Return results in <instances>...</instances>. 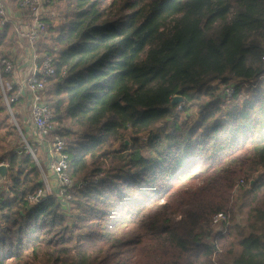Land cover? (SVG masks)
Here are the masks:
<instances>
[{
	"label": "trees",
	"instance_id": "16d2710c",
	"mask_svg": "<svg viewBox=\"0 0 264 264\" xmlns=\"http://www.w3.org/2000/svg\"><path fill=\"white\" fill-rule=\"evenodd\" d=\"M56 2L36 49L55 60L47 103L85 185L67 207L31 206L45 158L4 149L0 264H264V0ZM17 42L0 27V131L19 138L23 105L10 111L2 88ZM117 210L122 232L109 229ZM222 211L225 235L212 227Z\"/></svg>",
	"mask_w": 264,
	"mask_h": 264
},
{
	"label": "built area",
	"instance_id": "2783aa9c",
	"mask_svg": "<svg viewBox=\"0 0 264 264\" xmlns=\"http://www.w3.org/2000/svg\"><path fill=\"white\" fill-rule=\"evenodd\" d=\"M19 3L18 11H14L8 5V0H0V27L7 24L12 25L17 43L22 50L18 62L21 65L29 62V71L27 74L18 73L15 63L9 57V52L3 61L4 72L11 76L13 83L2 86L3 94L10 111L11 103L17 102L24 94H27L26 112L30 115L32 122L34 144L24 137L25 148L35 157L37 149L35 147L38 146L46 152L49 159L48 170L40 167L45 188L29 197L30 205L39 204L47 195H56L67 207L73 195V188H83L85 183L78 182L76 184L69 175V155L66 152V141L57 134V128L53 122V112L47 103L48 84L51 78L56 75L55 60L53 57H47L40 62L36 49V44L48 33L47 17L51 15L55 3L54 0H20ZM9 90H15L11 98H8L6 94ZM234 94L235 85L223 87L224 98H232ZM46 171L52 172L55 176L56 193L52 192ZM240 187H245L244 181L239 183L235 193ZM4 190V185L0 183V199ZM230 224L231 216L228 212H219L212 218V227L217 234L225 235ZM213 260L217 264L216 256Z\"/></svg>",
	"mask_w": 264,
	"mask_h": 264
},
{
	"label": "crops",
	"instance_id": "0c3cea01",
	"mask_svg": "<svg viewBox=\"0 0 264 264\" xmlns=\"http://www.w3.org/2000/svg\"><path fill=\"white\" fill-rule=\"evenodd\" d=\"M11 0H8V5L11 7V9H13L14 11H18L19 9V0H13V3L14 4H17V8H13L11 6ZM16 37V36H15ZM10 52V53H9ZM5 56H8V53L10 54V58L11 60H13V62L15 63L17 69H18V73H24V74H27L28 71H29V62L28 64H24V65H21L19 64L18 60H19V57L22 55V50L20 49V46L19 44L17 43L10 51H6L4 52ZM8 57V58H9ZM11 77V76H10ZM13 83V80L11 78V81L7 84H12ZM22 103V108L21 110L18 112V114L22 117V126L19 127L20 131L22 132V135L25 136L29 142H31L32 144H34V130H33V126H32V122H31V119H30V115L27 114L26 112V109H27V106H28V102H27V94H24V96H22L20 99H19ZM16 119H14L15 121ZM16 122V121H15ZM18 125V124H17ZM35 147V146H34ZM37 148V149H36ZM36 151L44 156L45 158V166H44V169L45 170H48L47 168V163H48V156L46 154L45 151H43L40 147L36 146L35 147ZM35 159L36 161L38 162L39 164V161L37 159V156H35ZM40 166V164H39ZM41 167V166H40ZM47 172V176H48V179H49V182H50V185L52 187V192L56 193L57 192V185H56V182H55V176L53 175L52 172L50 171H46ZM5 187V186H4ZM4 192V191H3Z\"/></svg>",
	"mask_w": 264,
	"mask_h": 264
},
{
	"label": "rangeland",
	"instance_id": "374dc122",
	"mask_svg": "<svg viewBox=\"0 0 264 264\" xmlns=\"http://www.w3.org/2000/svg\"><path fill=\"white\" fill-rule=\"evenodd\" d=\"M56 1L57 0H54L55 4H54V7H53V11H52V13L50 15V16L55 17V18L59 15V12H58V10H59L58 9L59 8L58 5L59 4ZM48 18H51V17L48 16ZM55 18H53V19H55ZM52 22L54 23L55 20H52ZM48 24H49V20H48ZM244 96H245V92H241V94H239V96H238V99H242ZM53 118H54V114H53ZM15 121L13 120V116H12V118L10 120L11 124L14 125L15 127H19L17 125V122H15ZM62 126H63L62 128H64V125H62ZM17 130H18V133H19V138L11 137V136H7L6 137V135H5L6 131H0V154L4 151V149H7V148L25 147V138H24L25 136L22 135V132L20 131L19 128H17ZM40 171H41V169H40ZM129 196H131V198L134 199V200H143V198L141 197V195L139 193L131 192ZM124 218H126L125 217V212L117 210L112 215V217L110 219V223H109L110 231H113V232H122V231H124L125 229L123 228V224H122V222H124V220H125Z\"/></svg>",
	"mask_w": 264,
	"mask_h": 264
},
{
	"label": "water",
	"instance_id": "95a60500",
	"mask_svg": "<svg viewBox=\"0 0 264 264\" xmlns=\"http://www.w3.org/2000/svg\"><path fill=\"white\" fill-rule=\"evenodd\" d=\"M182 101L183 98L177 96L173 99V104L175 105ZM7 178H8V166L6 164H0V183L4 184L7 181Z\"/></svg>",
	"mask_w": 264,
	"mask_h": 264
}]
</instances>
